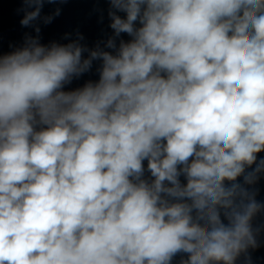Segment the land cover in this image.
Wrapping results in <instances>:
<instances>
[{"label": "clouds", "instance_id": "obj_1", "mask_svg": "<svg viewBox=\"0 0 264 264\" xmlns=\"http://www.w3.org/2000/svg\"><path fill=\"white\" fill-rule=\"evenodd\" d=\"M24 3L29 26L45 0ZM109 3L132 37L115 54L28 37L0 55V264H235L264 208L245 187L264 171V0ZM94 60L98 82L61 90Z\"/></svg>", "mask_w": 264, "mask_h": 264}, {"label": "water", "instance_id": "obj_2", "mask_svg": "<svg viewBox=\"0 0 264 264\" xmlns=\"http://www.w3.org/2000/svg\"><path fill=\"white\" fill-rule=\"evenodd\" d=\"M57 9H59V15H55ZM33 10L34 8L25 5L24 0H0V55L9 54L23 47L28 37H38L39 42L46 46L53 42L64 45L77 41L88 50L82 54L83 58H88L89 51L96 49L115 54L114 49L106 47L110 38L115 40L117 48L121 40L128 42L132 39L126 33H122L119 37L114 35V31L110 27L111 5L109 0H56L54 3L45 0L39 18L29 26H22L21 20L26 12ZM117 14L121 17L126 15L123 12ZM48 16L53 18L50 23H45L44 18ZM139 26V21H137L136 27ZM37 27L40 29L39 33L35 31ZM81 36L83 39H80ZM101 66V60H94L88 70L79 76H74L71 82L66 83L61 90L70 92L83 88L88 82H98ZM162 75L164 74L162 73ZM42 127L46 126L37 125L36 130L39 131ZM260 160H264V151L257 154V163ZM147 164L148 161L145 159L142 179L151 182L154 178L148 171ZM255 167L256 164H253L246 171L250 172ZM179 179L181 184L186 183L183 175ZM238 182L243 184V176L238 177ZM245 187L254 194L259 203L264 204V171L258 173L253 184L245 185ZM221 218L227 222L223 212ZM251 223L255 233L256 246L249 247L246 252L241 253L235 264H264V208L253 217ZM187 258V253H178L173 257L171 264H181Z\"/></svg>", "mask_w": 264, "mask_h": 264}]
</instances>
